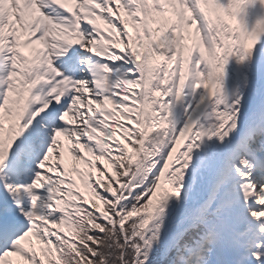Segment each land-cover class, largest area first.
Wrapping results in <instances>:
<instances>
[{
    "label": "snow or ice",
    "instance_id": "snow-or-ice-1",
    "mask_svg": "<svg viewBox=\"0 0 264 264\" xmlns=\"http://www.w3.org/2000/svg\"><path fill=\"white\" fill-rule=\"evenodd\" d=\"M0 264H264V0H0Z\"/></svg>",
    "mask_w": 264,
    "mask_h": 264
}]
</instances>
